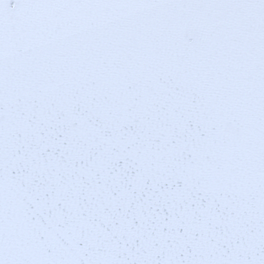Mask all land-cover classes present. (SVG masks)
Masks as SVG:
<instances>
[{
	"label": "snow or ice",
	"instance_id": "6c2138e0",
	"mask_svg": "<svg viewBox=\"0 0 264 264\" xmlns=\"http://www.w3.org/2000/svg\"><path fill=\"white\" fill-rule=\"evenodd\" d=\"M0 264H264V0H0Z\"/></svg>",
	"mask_w": 264,
	"mask_h": 264
}]
</instances>
